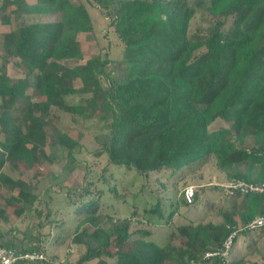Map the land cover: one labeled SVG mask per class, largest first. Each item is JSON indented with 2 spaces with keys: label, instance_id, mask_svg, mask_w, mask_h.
Returning a JSON list of instances; mask_svg holds the SVG:
<instances>
[{
  "label": "trees",
  "instance_id": "trees-1",
  "mask_svg": "<svg viewBox=\"0 0 264 264\" xmlns=\"http://www.w3.org/2000/svg\"><path fill=\"white\" fill-rule=\"evenodd\" d=\"M92 1L122 43L118 74L108 69L106 54L80 62L78 33L94 27L81 0H0L1 22L9 26L0 54V188L10 191L6 205H16L22 215L37 199V184L13 178L3 167L50 158L45 147L53 106L98 119L102 130L95 135L94 153H105L115 166L144 176L183 171L177 175L181 180L195 163L213 161L228 179L264 181V0ZM202 9L213 22L194 38L190 22ZM12 57L23 76L8 74ZM56 142L73 157L76 139L58 131ZM206 185L205 191L225 193L219 185ZM109 189L117 195L115 185ZM78 195L71 242L84 250L77 260L45 256L15 264H243L235 244L252 232L246 229L238 231L229 262L207 253L224 249L235 228L264 213V193L227 194L225 204L209 199L199 214L203 219L178 225L180 244H159L148 230H132L131 218L101 212V197L92 196L90 183ZM182 195L187 205L199 200L196 186L192 203L183 190ZM145 211L157 218L151 222L167 218L159 200ZM0 217L8 219L1 204ZM4 234L0 231V246L42 251L40 237L25 246Z\"/></svg>",
  "mask_w": 264,
  "mask_h": 264
},
{
  "label": "rangeland",
  "instance_id": "rangeland-1",
  "mask_svg": "<svg viewBox=\"0 0 264 264\" xmlns=\"http://www.w3.org/2000/svg\"><path fill=\"white\" fill-rule=\"evenodd\" d=\"M81 1L87 5L94 27L93 31L78 33V40L84 52V58L80 62H85L93 54H106L111 61L108 69L114 74L120 73L123 67L118 61L122 57L121 41L98 5L92 0ZM212 22L211 14L207 10L198 11L190 22L189 36H203ZM8 29L9 26L3 24L0 18V54L3 52V34ZM17 62L18 58L12 57L6 65L8 74L13 78L24 75ZM1 63L0 57V65ZM74 83L76 86L81 85L80 80ZM70 98L79 99L77 96ZM52 110L55 115L48 121L50 128L45 147L50 158L36 161L33 166L7 162L3 167V171L11 177L37 184L35 192L38 194L31 209L18 215L15 211L16 205L5 203L10 191L0 188V204L5 207L8 215L7 220L0 217V231L5 232L4 239L13 237L16 244L20 245L22 242L29 246L35 245L36 238L40 237L41 250L47 260H77L84 247L71 242L76 225L73 201L78 200L79 191L89 183L92 196L101 197V212L114 218H131L132 230H148V237L159 244L169 240L180 244L178 225L191 219H203L199 214L205 213L206 201L219 197L218 188L210 189L204 196V189L210 186L206 183L212 182V187L223 186L224 183V178L213 161L195 163L193 167L186 169V175L181 180H177V175L183 171L171 173V170H163L144 176L126 166L113 165L105 153H94L97 149L95 135L102 130V123L98 119L82 118L55 106ZM58 131H63L77 140L73 157L68 158L65 148L56 142ZM110 174V181H106L104 178L110 177ZM188 184L196 186L199 198L190 205L184 204L182 195L183 188ZM112 185L117 187V195L109 189ZM222 196L226 197V194ZM158 200L167 215V221L164 218L159 222H151V218H157L145 211V208L149 210ZM171 212L172 215L169 216ZM235 248V255L243 256V264H264V231L250 232L239 237ZM93 262L95 261H91Z\"/></svg>",
  "mask_w": 264,
  "mask_h": 264
},
{
  "label": "built area",
  "instance_id": "built-area-1",
  "mask_svg": "<svg viewBox=\"0 0 264 264\" xmlns=\"http://www.w3.org/2000/svg\"><path fill=\"white\" fill-rule=\"evenodd\" d=\"M264 155V150L262 151ZM229 195L248 194L252 192L264 193V181L252 182L244 179H230L222 186ZM184 197L188 203H192L195 197V185L188 184L183 189ZM240 229H246L252 232L264 231V213L255 216L244 226L235 228L227 237L224 243V249L214 252H208L207 255H220L226 262L230 261L231 251L234 247V239ZM45 258L42 251L27 250L17 251L15 248L0 246V264H15L19 259L39 260Z\"/></svg>",
  "mask_w": 264,
  "mask_h": 264
},
{
  "label": "crops",
  "instance_id": "crops-1",
  "mask_svg": "<svg viewBox=\"0 0 264 264\" xmlns=\"http://www.w3.org/2000/svg\"><path fill=\"white\" fill-rule=\"evenodd\" d=\"M28 1H29V2H33L34 0H33V1L28 0ZM248 142L251 143V140L248 139L246 143H248ZM218 171H220L222 177L224 178V183H226L228 180H230V179H228V178L225 176V173H224L223 171H221L220 169H218ZM211 183H212V182H211ZM224 183H223V184H224ZM221 187H222V186H221ZM209 190H210V189H207V190L205 191L204 196H205V194L208 193ZM222 190H223V189H222ZM224 192H225V193H223V194H224V196H225L226 191L224 190ZM219 193H220V195L218 194V195H219L218 198H220V199H218V198H213V200H216V199H217V200H218L219 202H221L222 204H225V202L227 201L226 198H228V197H223L222 194H221V191H219ZM226 195H227V194H226ZM210 199H212V198H210ZM225 200H226V201H225ZM239 240H240V239H239Z\"/></svg>",
  "mask_w": 264,
  "mask_h": 264
}]
</instances>
